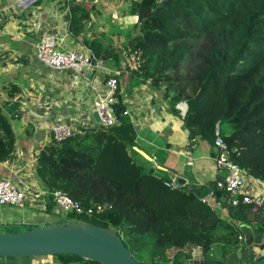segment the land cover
<instances>
[{"label": "trees", "instance_id": "obj_1", "mask_svg": "<svg viewBox=\"0 0 264 264\" xmlns=\"http://www.w3.org/2000/svg\"><path fill=\"white\" fill-rule=\"evenodd\" d=\"M92 9L70 6L72 34L83 31ZM127 12L135 21L124 45L97 52V42L87 41L95 57L104 54L116 64L124 50L139 51L141 67L130 78L162 86V96L179 116L176 105L186 103L182 121L190 139L212 145L219 120L232 159L264 182V0H128ZM124 110L118 100V124L81 126L39 149L33 169L46 191L44 211L60 217L54 190L83 207L100 205L92 215L69 213L60 222L111 228L140 262L197 264L192 261L196 256L206 264H251L264 257L259 254L264 250V203L255 210L242 203L231 208L220 203L217 209L200 199L202 186L170 188L145 173L128 152L136 133ZM14 157L15 134L0 104V162ZM216 191L214 184L219 199ZM222 194L231 205L229 194ZM236 220L252 226V244L238 238ZM3 225V232L36 227ZM52 256L61 263L102 264L73 254Z\"/></svg>", "mask_w": 264, "mask_h": 264}, {"label": "crops", "instance_id": "obj_2", "mask_svg": "<svg viewBox=\"0 0 264 264\" xmlns=\"http://www.w3.org/2000/svg\"><path fill=\"white\" fill-rule=\"evenodd\" d=\"M19 1L0 0L3 18L0 25V104L15 134V157L0 162V179H9L23 189L25 200L21 207L6 209L9 206L0 205V224L42 226L41 222L52 220L51 214L44 211L46 191L34 174L35 155L51 141L54 124L65 122L74 130L96 124L92 100L102 92L104 82L110 76L119 79L116 97L123 103L136 133L128 148L129 154L145 173L162 179L164 185L166 181L180 178L183 180L180 187L189 190L202 186L200 199L207 197L223 172L216 167L211 143L188 137L182 121L186 103L176 105L180 117L170 110L168 100L162 96V86L139 84L137 79L130 78L132 73L126 70L122 53L121 62L112 64L104 54L95 57L94 47L87 45V41L97 42V52L106 46L124 45L127 36L120 31L135 21V16L127 12L128 0H89L82 4L67 0H35L24 4ZM72 5L93 6L89 21L76 35L69 30ZM116 26L119 32L112 31ZM46 33L62 38L63 49L88 50L99 67H88L85 75H76L71 70L45 66L36 58L35 48ZM243 190L263 194L264 182L245 174ZM214 199L213 207L219 209V199L211 198L206 202ZM34 210L40 211V216L30 219ZM238 229L243 239L240 226ZM192 261L206 264L196 256ZM0 264L77 262L61 263L52 255H40L14 263L0 257Z\"/></svg>", "mask_w": 264, "mask_h": 264}, {"label": "built area", "instance_id": "obj_3", "mask_svg": "<svg viewBox=\"0 0 264 264\" xmlns=\"http://www.w3.org/2000/svg\"><path fill=\"white\" fill-rule=\"evenodd\" d=\"M33 1L35 0H20L19 4L32 3ZM67 1L82 4L89 0ZM2 22V12L0 10V23ZM61 41L62 38L57 35L44 34L37 42L35 48L36 58L39 62L52 69L71 70L76 75H85L88 67H99V64L94 61V56L88 50H66L61 47ZM122 58L126 65V70L128 69L129 72L140 69L141 57L139 51L124 50ZM118 85L117 77H108L104 82L102 92L97 94L92 100V109L97 112L99 117L98 124L101 126L109 127L118 124V117L115 111V104L118 101L116 97ZM127 114L128 112L124 110L123 115ZM75 131L70 124L65 122L56 123L51 127L52 138L56 141H61L71 136ZM212 148L216 167L223 172L222 178L215 183L217 190L229 194V201L232 206L242 203L250 206L252 210L262 206L264 193H248L243 190L246 172L230 156V150L223 138L219 120L215 122L213 127ZM165 185L175 188L172 181H166ZM51 194L55 201L56 213L60 214L62 218L69 213L92 215L96 211H101L100 205L83 207L61 190H54ZM211 198H215L213 191L201 200L206 202ZM24 200L25 191L23 189L16 186L9 179H0V205L21 207L24 205ZM65 222L70 223L69 221ZM238 238L242 239V236L239 235Z\"/></svg>", "mask_w": 264, "mask_h": 264}, {"label": "water", "instance_id": "obj_4", "mask_svg": "<svg viewBox=\"0 0 264 264\" xmlns=\"http://www.w3.org/2000/svg\"><path fill=\"white\" fill-rule=\"evenodd\" d=\"M93 118L98 124L99 117L96 111L93 112ZM181 181L183 180L180 178H174V186L180 187ZM216 196L223 206L233 207L228 205L226 196L220 190L216 191ZM215 203V200L210 202L212 206ZM235 224L240 226L244 233V243L252 244L254 232L251 225L240 223L238 220ZM57 254H73L102 264H151V259L144 262L137 261L114 230L88 221L36 226L19 232L0 231V257L18 258ZM240 255L241 247L237 250V256ZM251 264H264V257Z\"/></svg>", "mask_w": 264, "mask_h": 264}, {"label": "rangeland", "instance_id": "obj_5", "mask_svg": "<svg viewBox=\"0 0 264 264\" xmlns=\"http://www.w3.org/2000/svg\"><path fill=\"white\" fill-rule=\"evenodd\" d=\"M131 26L132 25H129V24H127V26H125L124 27V29H122L121 31H120V29L118 28V26H116V27H114V29L112 28V31L113 32H119L120 31V33H122V35L123 36H127V34L130 32V28H131ZM126 41H124V43H125ZM144 84H150L149 83V81L148 82H146V83H144ZM6 206H9V207H5L6 209H10V207L11 208H15V206H12V205H6ZM17 208V207H16ZM38 210V209H37ZM40 211H36V210H34L31 214H30V219L32 218V217H37V216H40ZM58 215V214H57ZM60 215V214H59ZM51 217H52V220H50V221H48V222H46V223H43V222H41V224H42V226H47V225H52V224H60L61 222H60V219L62 218L61 216L60 217H58V216H56V215H54V216H52L51 215ZM59 219V220H58ZM59 221V222H58ZM48 223H52V224H48ZM24 226H26V225H24ZM4 227H5V225H3V226H0V231L2 230V229H4ZM21 229V228H20ZM216 246L217 245H215L214 246V248L216 249ZM218 247V246H217ZM218 250H219V247H218ZM262 252H264V250H262V251H260L259 252V254L260 253H262ZM31 257H33V256H22V257H18V258H7L8 260H11V262H17L18 260H27L28 258H31ZM21 258V259H20ZM159 264H167L166 262H164V261H162V262H160Z\"/></svg>", "mask_w": 264, "mask_h": 264}]
</instances>
